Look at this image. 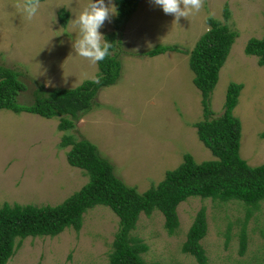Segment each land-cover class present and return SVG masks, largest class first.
<instances>
[{
  "label": "rangeland",
  "instance_id": "obj_1",
  "mask_svg": "<svg viewBox=\"0 0 264 264\" xmlns=\"http://www.w3.org/2000/svg\"><path fill=\"white\" fill-rule=\"evenodd\" d=\"M18 2L0 0V65L17 72L25 85L16 100L28 104L30 92L38 84L44 89L72 88L93 79L97 65L76 55L72 48L75 33L71 20L88 0H40L31 20L16 7ZM223 5L230 13L225 23L237 36L218 71L210 107L218 115L226 85L232 81L242 84L233 108L240 121L239 155L249 166L264 164V65L259 66L256 56L243 52L247 39L263 34L264 0H203L198 13L181 18L178 24L152 0H140L119 25V78L98 90V108L74 121L72 129L59 131L56 116L43 122L26 118L14 125L9 111L0 109V117L1 113L6 116L0 122V205H54L86 181L84 171L74 170L76 167L65 160L69 146L61 147L60 140L67 133L92 142L112 164L115 175L138 192L156 184L165 170L176 167L183 153H189L195 162L214 159L197 138L193 125L201 119L200 94L191 81L187 53L165 51L144 56L138 52L155 44L190 50L207 27L205 17L221 19ZM60 7L69 12L64 27L57 19ZM111 30L112 18L99 29L102 34ZM21 113L27 112L16 115ZM20 137H26V143L20 142ZM240 204L238 200L217 203L189 196L176 206L178 227L173 234L166 233L163 216L156 208L149 214L139 213L131 234L147 245L141 254L145 262L197 264L191 255L180 251V245L202 206L206 233L200 244L207 257L205 264H264V201L246 223L248 239L242 255L237 253L240 222H235L243 219ZM116 227L117 216L98 204L85 210L78 231L66 227L55 236L21 239L5 264H108Z\"/></svg>",
  "mask_w": 264,
  "mask_h": 264
},
{
  "label": "trees",
  "instance_id": "obj_2",
  "mask_svg": "<svg viewBox=\"0 0 264 264\" xmlns=\"http://www.w3.org/2000/svg\"><path fill=\"white\" fill-rule=\"evenodd\" d=\"M117 14L112 18L113 30L102 34L112 43L110 55L96 63L93 79H86L72 88L44 89L38 84L31 90V101L19 103L16 98L25 85L17 72L0 65V109L15 113L28 112L44 118L58 117L56 128L67 131L73 122L84 114L98 108L95 101L98 90L113 85L120 76L121 63L116 46L121 44L119 25L134 12L139 0H112ZM69 12L60 7L57 19L65 26ZM230 16L226 5L222 7L221 19L207 16L206 29L198 36L190 50H182L174 44H155L139 51L140 55L155 56L165 51L187 53L191 81L200 94L201 119L194 122L197 138L215 157L195 162L189 153H183L181 162L165 170L163 177L144 191L126 184L113 172L112 164L102 156L96 146L83 136L63 134L60 146H69L65 160L70 166L84 171L87 179L60 202L34 205L3 202L0 205V264H5L27 236H55L66 227L78 231L85 210L95 206H107L117 216V227L111 240L108 264H161L145 262L141 254L147 245L133 236L140 212L149 214L156 208L163 216V227L168 235L178 227L176 206L189 196L209 198L217 203L230 200L241 201L244 215L237 236V253L242 255L247 247L246 223L264 201V164L249 166L239 155L240 121L233 114L242 88L241 83L226 85L222 110L214 115L210 107V95L217 82L222 66L237 31L225 23ZM116 30V31H115ZM243 52L256 56V63L264 65V31L260 38L247 39ZM136 54V53H134ZM264 137V131L261 132ZM230 224L226 227L225 243L228 241ZM206 233L205 208L199 207L185 232L180 251L191 255L197 264H205L207 257L200 240Z\"/></svg>",
  "mask_w": 264,
  "mask_h": 264
},
{
  "label": "clouds",
  "instance_id": "obj_3",
  "mask_svg": "<svg viewBox=\"0 0 264 264\" xmlns=\"http://www.w3.org/2000/svg\"><path fill=\"white\" fill-rule=\"evenodd\" d=\"M167 15H172L178 24L181 18H187L198 13L203 7V0H152ZM16 7L22 11L28 20H31L40 8V0H19ZM117 14L112 0H88V3L74 15L71 20L75 39L72 48L76 55L96 64L110 55L112 43L107 41L99 31L106 21ZM99 83V78H94Z\"/></svg>",
  "mask_w": 264,
  "mask_h": 264
},
{
  "label": "crops",
  "instance_id": "obj_4",
  "mask_svg": "<svg viewBox=\"0 0 264 264\" xmlns=\"http://www.w3.org/2000/svg\"><path fill=\"white\" fill-rule=\"evenodd\" d=\"M140 1V0H139ZM139 3V2H138ZM137 6H138V4H137ZM137 8V7H136ZM136 10V9H135ZM134 10V11H135ZM113 18V17H112ZM104 34V33H103ZM4 110H6V109H4ZM9 111V114H8V116L10 117V122H13L14 123V125H16L17 123H19V121H22V120H24V119H26V118H32V119H35V120H37V119H39L40 120V122H43V120H48L49 118H44V117H41V116H39V115H37V114H32V113H21V114H18V115H16V113L15 112H13V111H10V110H8ZM1 115H2V117H0V122H1V119H3L4 117H6L3 113H1ZM20 129V128H19ZM0 131H2V130H0ZM3 131H5V130H3ZM3 134V132H1L0 133V135H2ZM38 134H36V135H34V136H37ZM23 140H25V143H26V141H27V138L26 137H24V138H22V137H20V139H19V141L21 142V141H23ZM18 145H19V143H18ZM35 152H36V150H35ZM69 165V164H68ZM72 167H74V166H72ZM77 168L78 167H76V168H73L74 170H77ZM72 169V170H73ZM78 169H80V168H78Z\"/></svg>",
  "mask_w": 264,
  "mask_h": 264
}]
</instances>
